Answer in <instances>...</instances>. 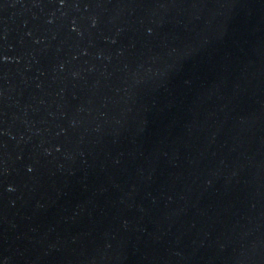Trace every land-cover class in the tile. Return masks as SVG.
I'll return each mask as SVG.
<instances>
[{
  "label": "water",
  "instance_id": "95a60500",
  "mask_svg": "<svg viewBox=\"0 0 264 264\" xmlns=\"http://www.w3.org/2000/svg\"><path fill=\"white\" fill-rule=\"evenodd\" d=\"M0 264H264V0H0Z\"/></svg>",
  "mask_w": 264,
  "mask_h": 264
}]
</instances>
